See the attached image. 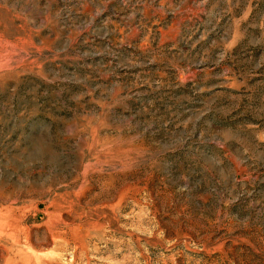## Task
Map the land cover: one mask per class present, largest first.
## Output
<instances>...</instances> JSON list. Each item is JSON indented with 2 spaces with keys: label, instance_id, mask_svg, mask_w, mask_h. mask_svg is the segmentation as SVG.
<instances>
[{
  "label": "rangeland",
  "instance_id": "374dc122",
  "mask_svg": "<svg viewBox=\"0 0 264 264\" xmlns=\"http://www.w3.org/2000/svg\"><path fill=\"white\" fill-rule=\"evenodd\" d=\"M0 264H264V0H0Z\"/></svg>",
  "mask_w": 264,
  "mask_h": 264
}]
</instances>
